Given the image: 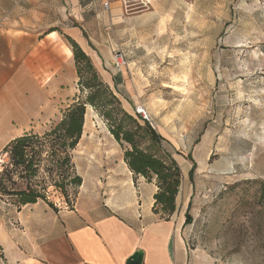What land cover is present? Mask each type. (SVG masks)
<instances>
[{
	"label": "rangeland",
	"instance_id": "374dc122",
	"mask_svg": "<svg viewBox=\"0 0 264 264\" xmlns=\"http://www.w3.org/2000/svg\"><path fill=\"white\" fill-rule=\"evenodd\" d=\"M80 5L68 9L67 17L57 10L50 29L75 27L105 60L124 56L121 71L112 70L122 78L121 107L134 117L136 108L145 111L182 174L176 215L185 221L188 212L191 219L185 225L188 264H264V0ZM45 21H52L51 14ZM127 148L113 138L100 113L86 106L82 136L72 152L82 185L69 187L68 197L55 190L57 177L46 172L43 153L36 182L55 209L47 206L56 213L84 203L145 210L154 188L128 169ZM188 155L195 164L192 181ZM7 162L0 157V170ZM131 196L141 199L140 208ZM12 200L0 199V234L26 247L22 239L33 227L17 215Z\"/></svg>",
	"mask_w": 264,
	"mask_h": 264
},
{
	"label": "crops",
	"instance_id": "0c3cea01",
	"mask_svg": "<svg viewBox=\"0 0 264 264\" xmlns=\"http://www.w3.org/2000/svg\"><path fill=\"white\" fill-rule=\"evenodd\" d=\"M82 3L87 6V0H0V157L3 148L24 133L46 132L78 93L64 35L80 46L102 82L120 99L122 78L98 47L75 27L50 29L56 25L57 10L67 17L68 9L76 11ZM50 14L52 21H45ZM149 185L154 191L147 208L132 213L124 207L113 211L107 204L85 203L56 213L43 201L16 208L33 228L22 239L26 247L0 234V264H127L136 253L142 254L141 264H188L184 217L177 211L168 220L154 214L157 189ZM130 198L140 208L141 199Z\"/></svg>",
	"mask_w": 264,
	"mask_h": 264
},
{
	"label": "trees",
	"instance_id": "16d2710c",
	"mask_svg": "<svg viewBox=\"0 0 264 264\" xmlns=\"http://www.w3.org/2000/svg\"><path fill=\"white\" fill-rule=\"evenodd\" d=\"M63 37L71 47L78 93L61 109L59 120L42 135L27 132L3 148L2 155L8 162L0 170V199H13L12 204L18 209L38 201L55 209L45 197V187L36 182L43 153L48 157L46 172L57 177L52 184L55 190L68 197L69 187L76 189L82 185V178L74 169L72 152L82 136L86 106H91L108 122L113 138L128 146L124 151L128 169L147 183L154 182L157 190L153 195L152 212L168 220L176 211L182 174L171 152L163 148L166 140L141 116L125 112L117 96L99 78L90 58L70 36ZM83 91L87 94L80 98ZM186 158L192 163L188 174L192 181L195 164L189 155ZM260 187L264 200V182ZM190 221L185 212L184 225Z\"/></svg>",
	"mask_w": 264,
	"mask_h": 264
},
{
	"label": "built area",
	"instance_id": "2783aa9c",
	"mask_svg": "<svg viewBox=\"0 0 264 264\" xmlns=\"http://www.w3.org/2000/svg\"><path fill=\"white\" fill-rule=\"evenodd\" d=\"M103 7L105 10L109 9V1L105 2L103 4ZM112 68L113 70H115L116 72H120L121 69L126 65L125 60H124V56L120 53H116L113 56L112 59ZM136 113L142 117V119H144L145 121L149 122V124L151 125V121L149 119V117L146 115L145 111L141 108H136Z\"/></svg>",
	"mask_w": 264,
	"mask_h": 264
},
{
	"label": "water",
	"instance_id": "95a60500",
	"mask_svg": "<svg viewBox=\"0 0 264 264\" xmlns=\"http://www.w3.org/2000/svg\"><path fill=\"white\" fill-rule=\"evenodd\" d=\"M142 254L136 253L134 254L127 262V264H141Z\"/></svg>",
	"mask_w": 264,
	"mask_h": 264
}]
</instances>
